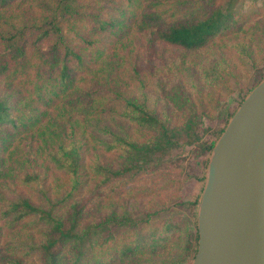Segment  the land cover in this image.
<instances>
[{"label": "trees", "instance_id": "obj_1", "mask_svg": "<svg viewBox=\"0 0 264 264\" xmlns=\"http://www.w3.org/2000/svg\"><path fill=\"white\" fill-rule=\"evenodd\" d=\"M49 1L0 0V167L8 156L14 176L0 184V264H34V258L38 264H184L181 255L163 256L181 246L193 260L206 168L226 126L210 143L192 135L194 122L186 127L188 144L197 143L195 149L207 156L205 173L196 178L200 193L190 203L194 234L172 218L159 225L155 218L170 214L167 209L142 217L112 211L82 225V172L87 169L97 186L106 187L156 172L165 159L178 162L170 152L179 132L151 106L155 99L144 85L134 96L112 88L125 74L116 46L129 36L149 40L155 50L177 52V66L213 55V41L238 25L233 0L220 6L210 0L205 12L176 19L172 2L182 8L191 0ZM18 16L19 26L13 23ZM220 67L221 62L210 64L206 74L221 78ZM133 129L152 137L141 142ZM89 144L99 152L86 155ZM103 155L117 156L118 166ZM50 169L67 184L55 198L46 187ZM21 188L37 192L38 200Z\"/></svg>", "mask_w": 264, "mask_h": 264}, {"label": "rangeland", "instance_id": "obj_2", "mask_svg": "<svg viewBox=\"0 0 264 264\" xmlns=\"http://www.w3.org/2000/svg\"><path fill=\"white\" fill-rule=\"evenodd\" d=\"M209 1L191 0L182 8L172 2V19L185 18L194 12L203 13L210 7L209 4L206 6ZM216 1L220 6L228 0ZM41 11L40 7H34V13L40 14ZM231 11L238 25L233 33L213 41V55L201 56L178 66L174 60L177 52L155 50L149 40L129 36L116 46L118 56L124 61L125 74L112 88L117 87L124 95L134 96L141 89V84L144 85V92L155 99L151 106L160 115H167L170 127L179 132L178 146L170 152L173 160H179L170 163L165 159L164 165L159 166L156 172L140 174L132 182L125 181L126 177L119 178L108 185L111 186L108 190V186H97L96 180L84 169L82 180L85 184L79 194L85 206L82 225L98 223L112 211L127 209L135 216L142 217L146 213L167 209L170 214L160 213L155 218L159 225L164 226V220L172 218L177 225H189L194 234L195 220L190 203L200 193L201 185L196 178L205 173L207 156L195 149L197 143L192 146L188 144L191 138L186 133V127L194 122L196 126L192 135L200 138L199 143H210L236 112L242 98L264 76V0H233ZM21 19L18 16L13 23L19 26ZM44 50H47V46ZM216 62H221V78L206 74L209 73L206 68ZM130 133L141 142L152 137L150 131L133 129ZM92 152L99 150H94L89 144L86 155ZM103 157L114 163L115 167L120 162L115 155ZM11 168L7 156L0 167V184L13 180ZM46 187L52 197L62 195L67 188L64 175L50 169ZM23 191L35 195L33 198L38 200L37 192L29 188ZM22 235L26 233L22 232ZM34 237L38 238L37 235ZM169 253L168 249L163 256L181 255L184 264L192 262V253L184 251L183 246L176 247L173 256ZM33 262L38 264L35 258Z\"/></svg>", "mask_w": 264, "mask_h": 264}, {"label": "water", "instance_id": "obj_3", "mask_svg": "<svg viewBox=\"0 0 264 264\" xmlns=\"http://www.w3.org/2000/svg\"><path fill=\"white\" fill-rule=\"evenodd\" d=\"M192 264H264V79L209 156Z\"/></svg>", "mask_w": 264, "mask_h": 264}]
</instances>
